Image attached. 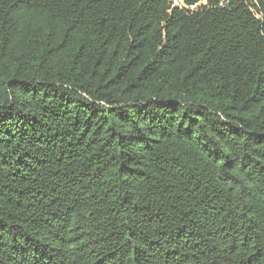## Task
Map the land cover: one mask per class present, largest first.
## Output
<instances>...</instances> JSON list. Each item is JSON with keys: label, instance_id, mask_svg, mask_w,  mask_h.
<instances>
[{"label": "trees", "instance_id": "1", "mask_svg": "<svg viewBox=\"0 0 264 264\" xmlns=\"http://www.w3.org/2000/svg\"><path fill=\"white\" fill-rule=\"evenodd\" d=\"M0 0V264H264V0Z\"/></svg>", "mask_w": 264, "mask_h": 264}, {"label": "rangeland", "instance_id": "2", "mask_svg": "<svg viewBox=\"0 0 264 264\" xmlns=\"http://www.w3.org/2000/svg\"><path fill=\"white\" fill-rule=\"evenodd\" d=\"M174 1H176V3L173 4L175 7L182 8V4L178 0H174Z\"/></svg>", "mask_w": 264, "mask_h": 264}]
</instances>
